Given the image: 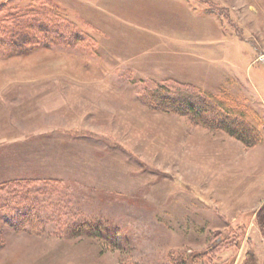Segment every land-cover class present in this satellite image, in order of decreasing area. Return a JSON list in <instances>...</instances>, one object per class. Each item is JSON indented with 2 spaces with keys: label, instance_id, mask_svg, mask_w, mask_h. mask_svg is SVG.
I'll list each match as a JSON object with an SVG mask.
<instances>
[{
  "label": "rangeland",
  "instance_id": "obj_1",
  "mask_svg": "<svg viewBox=\"0 0 264 264\" xmlns=\"http://www.w3.org/2000/svg\"><path fill=\"white\" fill-rule=\"evenodd\" d=\"M263 205L264 0H0V264H264Z\"/></svg>",
  "mask_w": 264,
  "mask_h": 264
},
{
  "label": "trees",
  "instance_id": "obj_2",
  "mask_svg": "<svg viewBox=\"0 0 264 264\" xmlns=\"http://www.w3.org/2000/svg\"><path fill=\"white\" fill-rule=\"evenodd\" d=\"M176 84V83H175ZM167 86L159 85L156 89L152 90L149 94L150 106L153 108H162L163 111H173L177 114L192 116L193 120H198L200 114H207L215 122V126H210L209 128L222 129L229 135L238 138L240 141L244 142L247 146H255L259 143L258 137H253V139H245L240 134L235 133L232 127L238 128L239 124L237 122H227L224 121L221 114L231 115V111L225 108L222 102L216 97L209 93L202 92L200 89L183 86L176 84V86L171 85V91L167 89ZM184 88V89H181ZM162 91V93H161ZM217 109V111H214ZM219 110V111H218ZM234 114V112H233ZM224 119V120H223ZM199 121V120H198ZM205 127L204 123H199ZM245 131V130H240ZM252 132H255V128H252ZM245 133V132H244ZM253 134V133H252Z\"/></svg>",
  "mask_w": 264,
  "mask_h": 264
},
{
  "label": "crops",
  "instance_id": "obj_3",
  "mask_svg": "<svg viewBox=\"0 0 264 264\" xmlns=\"http://www.w3.org/2000/svg\"><path fill=\"white\" fill-rule=\"evenodd\" d=\"M122 3H124V1L122 2ZM129 3V2H128ZM120 4V3H119ZM119 4H117L118 6H119ZM126 4V3H125ZM117 5H114V6H112L113 8H115ZM122 5V4H121ZM127 7H129L128 6V4H127ZM126 9H128V8H126Z\"/></svg>",
  "mask_w": 264,
  "mask_h": 264
},
{
  "label": "water",
  "instance_id": "obj_4",
  "mask_svg": "<svg viewBox=\"0 0 264 264\" xmlns=\"http://www.w3.org/2000/svg\"><path fill=\"white\" fill-rule=\"evenodd\" d=\"M263 209H264V205H263Z\"/></svg>",
  "mask_w": 264,
  "mask_h": 264
}]
</instances>
